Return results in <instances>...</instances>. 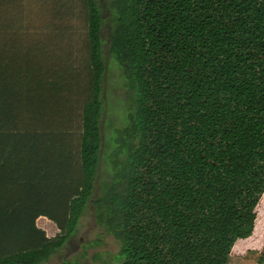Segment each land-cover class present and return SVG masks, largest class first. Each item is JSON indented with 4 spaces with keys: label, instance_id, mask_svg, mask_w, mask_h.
I'll return each mask as SVG.
<instances>
[{
    "label": "trees",
    "instance_id": "1",
    "mask_svg": "<svg viewBox=\"0 0 264 264\" xmlns=\"http://www.w3.org/2000/svg\"><path fill=\"white\" fill-rule=\"evenodd\" d=\"M129 112L95 183V0H0V264L47 262L91 201L111 264L264 262V0H110ZM45 218L57 233L37 226Z\"/></svg>",
    "mask_w": 264,
    "mask_h": 264
},
{
    "label": "rangeland",
    "instance_id": "2",
    "mask_svg": "<svg viewBox=\"0 0 264 264\" xmlns=\"http://www.w3.org/2000/svg\"><path fill=\"white\" fill-rule=\"evenodd\" d=\"M95 1L102 17L101 52L106 69L101 80L103 112L100 133L103 149L100 152L95 194L91 199H95L100 194L103 182L109 177V157L114 148V133L124 128L129 112L128 94L124 87L122 72L108 52V31L112 23L108 9L110 0ZM37 226L44 230L48 237H53L57 233L55 227L45 219H39ZM118 254V242L96 223L94 208L90 201L78 222L75 233L63 248L42 264H111L122 259ZM229 264H257V256L248 254L244 257H235Z\"/></svg>",
    "mask_w": 264,
    "mask_h": 264
},
{
    "label": "crops",
    "instance_id": "3",
    "mask_svg": "<svg viewBox=\"0 0 264 264\" xmlns=\"http://www.w3.org/2000/svg\"><path fill=\"white\" fill-rule=\"evenodd\" d=\"M39 219H43V220H44L45 218H39ZM39 219H38V220H39ZM45 220H46V219H45ZM47 221H48V220H47ZM48 222H49V221H48Z\"/></svg>",
    "mask_w": 264,
    "mask_h": 264
}]
</instances>
